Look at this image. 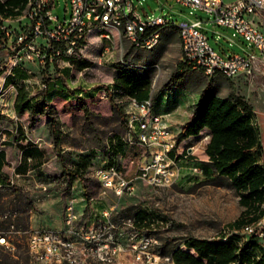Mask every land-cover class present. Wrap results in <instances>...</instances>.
<instances>
[{
  "label": "rangeland",
  "instance_id": "374dc122",
  "mask_svg": "<svg viewBox=\"0 0 264 264\" xmlns=\"http://www.w3.org/2000/svg\"><path fill=\"white\" fill-rule=\"evenodd\" d=\"M135 5L144 15L164 13L177 23L203 19L204 30L217 51L222 54L245 52L244 38L234 29L218 25L205 10L180 5L175 0H135ZM69 6L68 0H58L55 13L64 18ZM4 27L6 33L0 36V69L3 70L0 149H6L7 162L0 171V231L11 246L0 244V264H38L29 251L30 234L40 229H65L66 205L69 199L78 196L88 199L81 219L83 223L91 212H96V207L97 212L99 208H113L115 232L125 250L109 264L134 261L175 264L171 256L186 240L218 238L224 231L239 228L235 226L237 220L251 217L245 213L240 194L229 177L218 175L207 179L193 169L204 158L210 132L184 143L177 141L179 176L169 184L152 185L135 178V190L119 196L111 190L103 191L96 169L103 163H116L127 178H134L140 165L160 150L157 146L141 144L130 128V95L127 89L115 85L120 69L150 79L152 111L163 115V125L176 139L210 82L212 92L218 96L227 98L233 94L244 98L254 111L253 123L264 149V79L260 74L249 78H227L222 74L209 77L202 71L186 68L181 77L176 78L182 61L176 26L165 29L162 42L153 49L135 47L124 41L115 46L113 55L108 58L101 55L102 39L96 27L72 67L66 58L46 52V36H36L34 26L25 16L6 20ZM218 27L230 35L237 34L240 42H231L220 35ZM15 65L28 75L26 80L18 79L16 83L24 84L34 101L47 105L44 112L34 118L28 113L22 117L17 115L16 88L4 85ZM66 67L69 70H65ZM53 79L62 82L67 96L49 97L43 84ZM51 116L58 122V143L49 125ZM33 146L42 152V165L32 160L17 171L23 147ZM184 148H192L189 158L180 155ZM175 154L176 151L172 156ZM260 161L264 165V155ZM145 209L152 212L154 220L147 249L160 256L153 257L152 262L135 257L138 250L143 249L144 240L142 230L129 224L138 211ZM163 217L170 221L168 226L157 223ZM137 231L139 233L133 236ZM132 242L138 245L136 255L131 250ZM255 252L260 255L258 249ZM89 260L91 264H100Z\"/></svg>",
  "mask_w": 264,
  "mask_h": 264
},
{
  "label": "built area",
  "instance_id": "2783aa9c",
  "mask_svg": "<svg viewBox=\"0 0 264 264\" xmlns=\"http://www.w3.org/2000/svg\"><path fill=\"white\" fill-rule=\"evenodd\" d=\"M58 0H29L21 16H25L34 26L36 36H46V52L58 58L64 57L69 67L72 60L77 59L78 53L83 51L89 43V36L94 28H98L100 20L117 19L123 24L126 35L132 37V45L150 49L156 34L160 33L161 21H174L167 14L144 15L135 5V0H68L70 6L67 15L61 18L55 13ZM117 2L128 3V11L116 14ZM177 4L193 6L212 14L214 21L227 28L234 29L241 35L246 44L244 53L222 54L210 43L208 33L204 30V20H183L180 22L186 28L188 47L183 60L187 66L202 64V71L209 77L215 74L233 73L234 76L249 78L260 74L264 79V26L257 20V16H264V0H175ZM217 32L229 41L239 43L236 35L219 29ZM108 34L105 32L106 47L103 58H107ZM22 39L23 36L21 35ZM34 48L35 46H30ZM53 49L48 52V49ZM52 82L57 79L50 80ZM48 87L47 82L43 84ZM58 86V84H56ZM130 128L141 144L160 148L155 155L142 165L134 178H127L116 163H103L96 169V177H103L100 186L103 191H113L121 196L135 190V178H141L152 185H165L176 181L178 149L177 141L171 131L163 125V115L160 118L151 117L152 106L144 105V100L130 96ZM140 127H147V136H140ZM190 149V150H189ZM191 149L183 155L191 156ZM176 154L172 156V153ZM177 158V159H176ZM197 174H203V169L197 164L193 167ZM81 212L76 198L69 199L66 205L67 227L65 229H40L33 231L28 238V247L34 261L38 264H91L90 258L100 264L116 261L125 250L115 229L117 225L113 219V208H99L94 222L79 226ZM136 219H130V225L138 231L153 229V221H146L149 226L139 228ZM133 234V236L139 232ZM230 232V230H229ZM142 233V232H141ZM248 240L252 236H260L264 241V223L246 233ZM143 249L132 242L131 250L138 260L152 262L160 257L148 248L149 239L143 238ZM0 244L8 243L6 236L0 231ZM141 252H144L145 256ZM145 257V259H144ZM132 264H139L135 261Z\"/></svg>",
  "mask_w": 264,
  "mask_h": 264
},
{
  "label": "trees",
  "instance_id": "16d2710c",
  "mask_svg": "<svg viewBox=\"0 0 264 264\" xmlns=\"http://www.w3.org/2000/svg\"><path fill=\"white\" fill-rule=\"evenodd\" d=\"M29 0H0V36L6 33L5 19L18 18L27 7ZM53 49H48L52 52ZM77 59H73L74 63ZM85 66V65H84ZM186 68H190L181 61L175 77L179 78ZM65 70H69L68 67ZM3 70L0 69V77ZM13 77L17 80L26 79L28 75L15 65L12 67ZM16 80V81H17ZM16 85L14 108L19 117L28 113L34 118L44 112L45 102L34 101L28 96L24 84ZM47 93L49 97L67 96L60 80H47ZM58 84V86H56ZM116 86L127 89L130 96L138 100H145L151 96V81L146 77L120 69L115 81ZM212 82L201 93L195 105L191 119L182 127L178 136L179 143L183 140L202 135L205 128L210 129V139L205 148L207 160L197 165L203 169L205 178L211 179L218 175L227 176L240 194V202L245 206V213L251 216L241 218L235 222L236 227H242L264 214V165L260 159L264 155L260 134L253 123L254 111L250 104L242 97L233 94L224 98L212 92ZM50 128L56 142L60 141L58 122L51 116ZM19 129L22 127H18ZM188 149H183V155ZM41 150L37 147H23V161L17 167L22 170L27 165L29 157L38 156ZM6 152L0 150V170L4 165ZM39 166L42 162L37 163ZM257 211L252 213L251 211ZM152 212L145 209L135 214L136 225L139 228L149 226L146 218L152 219ZM240 235L233 234L227 240L223 238H191L178 247L172 254L175 264H264V246L256 236L245 241L242 246L238 244ZM260 251L257 255L255 250Z\"/></svg>",
  "mask_w": 264,
  "mask_h": 264
},
{
  "label": "bare ground",
  "instance_id": "6f19581e",
  "mask_svg": "<svg viewBox=\"0 0 264 264\" xmlns=\"http://www.w3.org/2000/svg\"><path fill=\"white\" fill-rule=\"evenodd\" d=\"M126 11H128V3L117 2L116 14H124V13H126ZM99 26H100L99 35L102 39L101 53L104 52L105 47H106V39L104 36L105 32L109 31L110 33H114V34H108V44L110 45V47H108L107 58L113 55L115 46L118 45V43L123 44L124 41H128L132 45V37L126 35V31L123 28V24L119 20H117V19L100 20ZM173 26H176L178 28V33H179V37H180V46H181V50H182V60H183V57L186 54V49L188 47V39L186 37V28L184 26H182V24H180V22L177 23L176 21H161L160 22V33L155 35V37L153 39V44L150 47V49L157 47L162 42L163 31L165 29L171 28ZM189 67L191 69L202 71V64H194V66H189ZM215 75H218V74H215ZM225 77L235 78L237 76H234L233 73H226ZM144 105L152 106L151 117L160 118V115H161L160 113L152 111L153 110L152 96H150V98L144 100ZM140 136H147V127H140ZM139 141L141 143V139H139ZM99 184H103V177H99ZM263 207H264V205H263ZM152 220L153 219L146 218V221H152ZM153 222H154V220H153ZM157 223L168 226L170 224V221L163 217L161 219H158ZM263 223H264V214L261 217H259L258 219H256L255 221L245 223L240 228L232 229V230H230V232H229V230L224 231V233L221 236H219L218 238H223L224 240H227L233 234H238V235H240V238L238 240V244L240 246H242L243 243L248 240V235L246 233L249 232L250 229L257 227L258 225H261ZM152 231H153V229H145L144 231H142L143 238L149 239V242H150ZM256 237H257L258 241L264 246L263 239H261L260 236H256Z\"/></svg>",
  "mask_w": 264,
  "mask_h": 264
},
{
  "label": "crops",
  "instance_id": "0c3cea01",
  "mask_svg": "<svg viewBox=\"0 0 264 264\" xmlns=\"http://www.w3.org/2000/svg\"><path fill=\"white\" fill-rule=\"evenodd\" d=\"M228 1H231V0H228ZM143 13V12H142ZM19 17H21V15L19 16ZM257 18V20L264 26V16L263 15H259V16H257L256 17ZM8 19H16V18H6L5 19V21L6 20H8ZM17 80V77H13V75L10 73L8 76H7V78H6V80H5V83H4V85L5 86H14L15 88H16V85L14 84L15 83V81ZM24 80H26V79H23V81ZM17 91V90H16ZM23 128V127H22ZM205 132H210V129L209 128H205L203 131H202V134H204ZM22 134V133H21ZM23 134H24V132H23ZM208 135H209V139H210V133H208ZM24 137V136H23ZM193 138H197L196 136H192V137H189V138H187V139H185V140H183V142L182 143H184V142H187L188 140H191V139H193ZM209 139H208V141H209ZM208 143V142H207ZM0 150H4L5 152H6V156H5V158H4V165L6 164V162H7V151H6V149H0ZM190 150V149H189ZM41 156H42V152L37 156H35L34 158L33 157H29L28 159H27V163H28V161H38V162H41V160H42V158H41ZM21 157H22V160H21V162L23 161V149H22V154H21ZM203 160H207L208 159V156H207V154H206V152H205V155H204V158H202ZM21 162L19 163V165L21 164ZM37 162V163H38ZM4 165H3V167H2V169L4 168ZM18 165V166H19ZM17 166V167H18ZM17 167H16V170H17ZM1 169V170H2ZM0 170V171H1ZM77 202H78V208H79V211L81 212V216H80V220H79V226H81V225H86V224H88V222H92V221H94L95 220V218H96V214H98L99 213V211L97 212V210H98V207H96V212L95 213H90V216H89V219L88 220H86V221H84V223L81 221V219H82V216L83 215H85V212H86V209H87V206H88V199L85 197V196H83V197H81V196H78L77 197Z\"/></svg>",
  "mask_w": 264,
  "mask_h": 264
}]
</instances>
